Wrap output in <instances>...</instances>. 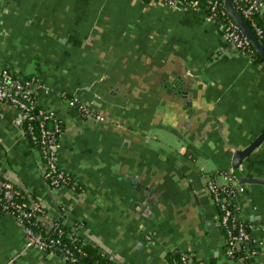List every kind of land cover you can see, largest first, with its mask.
Returning a JSON list of instances; mask_svg holds the SVG:
<instances>
[{
    "label": "crops",
    "instance_id": "0c3cea01",
    "mask_svg": "<svg viewBox=\"0 0 264 264\" xmlns=\"http://www.w3.org/2000/svg\"><path fill=\"white\" fill-rule=\"evenodd\" d=\"M5 66L51 90L37 92V105L61 121L57 163L84 190L47 187L6 103L1 176L125 264H171V250L222 264L224 233L205 181L227 175L234 149L264 129V65L233 55L218 22L199 8L141 0H0ZM67 94L102 118L82 117ZM240 170L264 179V140ZM244 187L231 203L254 226V260L264 264V185ZM23 245L15 217L0 210V264H63Z\"/></svg>",
    "mask_w": 264,
    "mask_h": 264
},
{
    "label": "built area",
    "instance_id": "2783aa9c",
    "mask_svg": "<svg viewBox=\"0 0 264 264\" xmlns=\"http://www.w3.org/2000/svg\"><path fill=\"white\" fill-rule=\"evenodd\" d=\"M148 3H158L178 9L199 8L205 12L206 20L216 21L227 41L233 55L245 57L249 62L257 61L254 49L239 25L231 19L224 8V0H141ZM235 9L247 21L256 37L264 46V24L261 26L255 20L260 14L264 0H233ZM221 53H224L223 51ZM216 54V53H215ZM225 54V53H224ZM261 65L264 63L259 62ZM49 93L51 90L36 79L34 75L15 72L8 67L0 70V104H9L18 111L14 124L28 139L33 133V126L24 123L34 120L36 114L40 116L38 122L39 136L32 135L31 146L39 153L41 176L47 187L52 191L68 188L74 192H82L84 188L69 172L57 163L62 128L53 109L37 108V92ZM69 103L73 105L84 118L100 120L102 117L92 112L76 97L71 96ZM37 108V109H36ZM51 119L53 124L47 127L45 121ZM205 189L215 206V219L224 233L222 264H234L233 253L236 248H242L243 258L239 264H258L254 258L258 250L252 239L254 226L239 216V209L231 203V199L238 193L244 192V184L239 183L229 172L217 178H206ZM64 213L65 208L60 207ZM0 210L12 214L18 226L24 233L25 251L57 254L63 264L77 263V255H84L82 247L85 244L75 237L74 233L65 230V221L54 218L44 202L34 196L26 187L16 184L13 180L0 175ZM151 240V236H146ZM190 257H181V261L174 264H190Z\"/></svg>",
    "mask_w": 264,
    "mask_h": 264
},
{
    "label": "trees",
    "instance_id": "16d2710c",
    "mask_svg": "<svg viewBox=\"0 0 264 264\" xmlns=\"http://www.w3.org/2000/svg\"><path fill=\"white\" fill-rule=\"evenodd\" d=\"M255 20L261 26L264 24V19H262L259 14L255 15ZM254 55H255V58H256V60L258 62H262L263 63V60L260 58V56L255 51H254ZM37 108H42V107L37 106ZM40 118L41 117L40 116L38 117V115L36 114L34 120L24 123V129L27 126V124L30 123L33 126L32 135L39 136L38 122H39ZM53 123L54 122L51 119H48V120L45 121V125L47 127H49ZM59 125L62 128L61 121H60ZM26 135L28 136V139H29V141L31 143V146L37 147L38 145L33 144L32 135L30 136L27 133H26ZM64 228H65V230H67L69 232H72L71 231L72 229L68 225H65ZM74 235H75V237H77L81 241L82 237H80L79 235H76V234H74ZM82 251L85 254L84 255H80V254L77 255V257H78L77 263H81V264H125L124 262H122L120 260H117V259H114L113 257H110L107 254H105L103 252V250L100 248V246L98 244H96L95 242H93L92 244H89L88 242H85V244L82 247ZM243 251L244 250L242 248H236L235 249V251L233 253L234 264H239L241 260L242 261L243 260H245V261L247 260V259L243 258V256H244L243 255ZM166 256L168 258V261L171 264H174L175 262H179L180 263L181 257H183V256L189 258L190 257V253L189 252H185V251H179V250H171V251L166 253ZM190 260H191L190 264H207L203 260L195 259V257H193V256L190 257Z\"/></svg>",
    "mask_w": 264,
    "mask_h": 264
},
{
    "label": "water",
    "instance_id": "95a60500",
    "mask_svg": "<svg viewBox=\"0 0 264 264\" xmlns=\"http://www.w3.org/2000/svg\"><path fill=\"white\" fill-rule=\"evenodd\" d=\"M224 8L226 10L227 15L233 19L234 22H236L247 39L250 41L251 46L255 50V52L260 56V58L263 60L264 63V46L259 41V39L256 37L254 31L249 26L247 21L241 16V14L235 9L233 5V0H224ZM68 98L71 97V95H66ZM264 140V129L261 131V133L246 147L243 149H234L233 155H232V167L230 170V173L234 176V178L241 184H247V183H260L264 185V179L258 178V177H247L245 176L241 170H240V164L242 160L248 156L258 145L262 143ZM80 236L87 241L89 244L93 243V240H90L86 235L80 234ZM253 245V243L251 244ZM58 253V252H56Z\"/></svg>",
    "mask_w": 264,
    "mask_h": 264
}]
</instances>
